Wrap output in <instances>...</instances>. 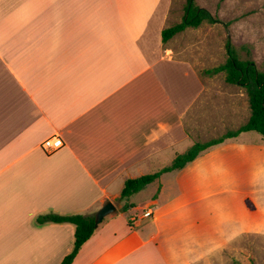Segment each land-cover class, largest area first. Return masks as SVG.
<instances>
[{
	"label": "crops",
	"instance_id": "0c3cea01",
	"mask_svg": "<svg viewBox=\"0 0 264 264\" xmlns=\"http://www.w3.org/2000/svg\"><path fill=\"white\" fill-rule=\"evenodd\" d=\"M172 3L0 0V264H61L75 226L39 217L96 216L109 201L116 213L72 264H264V139L250 132L123 211L128 179L224 135L198 137L210 101L195 64L163 42ZM52 137L63 146L47 153Z\"/></svg>",
	"mask_w": 264,
	"mask_h": 264
},
{
	"label": "rangeland",
	"instance_id": "374dc122",
	"mask_svg": "<svg viewBox=\"0 0 264 264\" xmlns=\"http://www.w3.org/2000/svg\"><path fill=\"white\" fill-rule=\"evenodd\" d=\"M188 2L189 0H173L169 27L184 20ZM194 2L209 11L218 22H205L198 28L189 27L168 41L166 46L172 50L175 57L191 60L205 81L207 90L201 100H209L210 104L197 119L198 137L205 140L223 135L230 129L240 128L251 115L245 88L227 83L223 73L210 76L206 71L227 61L228 42L236 48L242 60L253 61L260 71H264V0ZM232 105H235L238 111L234 118L228 115L229 106ZM232 122L230 127L229 123ZM208 128L211 130L207 131ZM245 137L264 139L257 132H250L242 138L246 139ZM116 205L121 206L120 202Z\"/></svg>",
	"mask_w": 264,
	"mask_h": 264
},
{
	"label": "trees",
	"instance_id": "16d2710c",
	"mask_svg": "<svg viewBox=\"0 0 264 264\" xmlns=\"http://www.w3.org/2000/svg\"><path fill=\"white\" fill-rule=\"evenodd\" d=\"M205 22L213 24L218 22V19L214 18L206 9L197 6L194 0H189L184 20L163 31V42L167 43L187 28H198ZM227 54L228 58L224 64L209 69L206 73L210 76L223 73L227 83L240 85L245 88L251 109V116L248 122L237 130L228 131L221 137L213 138L207 142L195 143L185 153L178 155L170 166L161 171L135 179H128L121 193V200L127 201L124 210L132 206L128 203L132 196L144 190L163 174L185 168L208 149L222 144L228 139L236 138L245 132H257L264 137V71H260L253 61L242 60L236 48L230 42L227 44ZM38 221L39 223H70L75 226L74 249L61 264H72L82 247L97 230L95 215L73 214L62 216L52 213L40 216Z\"/></svg>",
	"mask_w": 264,
	"mask_h": 264
},
{
	"label": "built area",
	"instance_id": "2783aa9c",
	"mask_svg": "<svg viewBox=\"0 0 264 264\" xmlns=\"http://www.w3.org/2000/svg\"><path fill=\"white\" fill-rule=\"evenodd\" d=\"M62 146H63V141L59 137H52V138L46 140L42 144V149L45 152L50 153L52 151H56V150L60 149ZM153 214H154V211H153V208H151L148 211H146L143 216L145 218H150L153 216Z\"/></svg>",
	"mask_w": 264,
	"mask_h": 264
},
{
	"label": "water",
	"instance_id": "95a60500",
	"mask_svg": "<svg viewBox=\"0 0 264 264\" xmlns=\"http://www.w3.org/2000/svg\"><path fill=\"white\" fill-rule=\"evenodd\" d=\"M117 207L112 202H107L101 209L96 213V227L103 223L104 219L114 213H116Z\"/></svg>",
	"mask_w": 264,
	"mask_h": 264
}]
</instances>
